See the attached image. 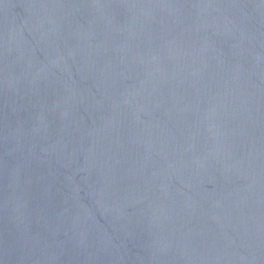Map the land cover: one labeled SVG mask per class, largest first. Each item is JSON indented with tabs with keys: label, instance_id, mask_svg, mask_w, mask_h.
Instances as JSON below:
<instances>
[{
	"label": "water",
	"instance_id": "1",
	"mask_svg": "<svg viewBox=\"0 0 264 264\" xmlns=\"http://www.w3.org/2000/svg\"><path fill=\"white\" fill-rule=\"evenodd\" d=\"M0 264H264V0H0Z\"/></svg>",
	"mask_w": 264,
	"mask_h": 264
}]
</instances>
